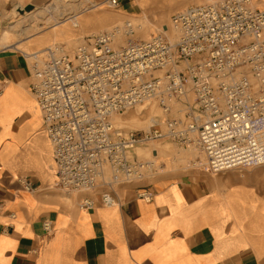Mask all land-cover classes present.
Segmentation results:
<instances>
[{"label":"built area","instance_id":"obj_1","mask_svg":"<svg viewBox=\"0 0 264 264\" xmlns=\"http://www.w3.org/2000/svg\"><path fill=\"white\" fill-rule=\"evenodd\" d=\"M107 1L118 8L126 0ZM171 23L175 40L159 33L116 47V33L104 30L72 57L57 47L28 54L59 188L105 187L101 202L113 205V182L142 179L153 166L135 149L158 140L195 142L214 174L264 164V9L252 0H213L183 8ZM151 100L162 115L148 128L115 125L113 114ZM94 206L90 197L79 202Z\"/></svg>","mask_w":264,"mask_h":264},{"label":"crops","instance_id":"obj_2","mask_svg":"<svg viewBox=\"0 0 264 264\" xmlns=\"http://www.w3.org/2000/svg\"><path fill=\"white\" fill-rule=\"evenodd\" d=\"M32 82L29 56L0 48V264H264V164L165 170L114 191L113 205L100 192L67 194ZM85 197L93 208L79 207Z\"/></svg>","mask_w":264,"mask_h":264},{"label":"rangeland","instance_id":"obj_3","mask_svg":"<svg viewBox=\"0 0 264 264\" xmlns=\"http://www.w3.org/2000/svg\"><path fill=\"white\" fill-rule=\"evenodd\" d=\"M209 1L213 0H148V2L140 8L138 14L125 15L120 14L121 6L118 8L112 7L109 5L107 0H84L83 4L80 6L81 11H84L85 13L91 12L96 8L94 5H97V7H102L108 12L116 15L117 20L102 26L95 25V27H85L82 29L78 27L77 29H79V32L75 39L72 41H62V43H58V45H60L58 53L67 54L72 57L75 54L78 46L86 42L88 37L104 30L113 31L114 33H117L118 29L120 30L121 34L119 37H121L123 42L119 43L117 41L118 39H115L114 46L116 47L125 45L131 40H146L150 38L151 35L153 36L159 33L166 35L171 40H175L178 33H176L175 29L172 27L171 16L189 5L201 4ZM64 2L73 3L74 0H65ZM26 3L34 4V8L30 11H24V13L19 12V8L24 9ZM44 7H51L50 11L47 12L46 17L33 18V15L39 13L44 9ZM55 7H58V5H55L53 0H27L20 1L17 4L5 3L4 5L3 0H1L0 8L3 9V16L0 14V48L15 47L27 55L36 52V48L27 46L30 41L36 39L37 35L48 31L51 25L57 20H62L69 15L66 14V12H64L62 16L58 14L61 13L64 8L70 7L69 4L68 6L60 4L58 8L59 10H57V15L53 14L55 12L52 9ZM161 10L166 11L167 14L162 16ZM51 17L54 19L48 22V18ZM126 22L132 23L133 32L130 34L125 33ZM13 23H20L22 27L27 26L29 28V32L27 34L21 35L14 34L10 39H3V30ZM170 31H173V34L175 31V38H171ZM31 60H33V58H30V61ZM142 106H144V109L142 110V114H140L141 120L138 122H133L131 115L142 109ZM115 115L116 120L113 119L114 123L120 128L125 130L146 129L151 124L150 119L152 117L161 116L162 111L159 108L157 102L151 100L139 104L126 111L119 112ZM135 153L137 154L139 160L145 162L151 161L153 162V166L151 168L143 169L142 179L123 183H120V181L113 182V190L118 191L122 186L128 184H148V182H150L154 177L158 176L165 170L175 174H183L190 170H196L199 168L204 169L203 165L206 163V156L204 152L200 150L195 142L189 144L188 146H183L174 141L158 140L139 146L135 149ZM186 153H191V155L186 157ZM162 158H171L174 161L172 167L167 168L166 163L163 160L161 161ZM107 174V176H110V179H112V173L110 170L107 172ZM104 190L105 187H99V190L96 192L102 193ZM66 193L69 194L70 192L67 191Z\"/></svg>","mask_w":264,"mask_h":264},{"label":"bare ground","instance_id":"obj_4","mask_svg":"<svg viewBox=\"0 0 264 264\" xmlns=\"http://www.w3.org/2000/svg\"><path fill=\"white\" fill-rule=\"evenodd\" d=\"M64 1L65 0H53V3L55 5H58V7H55L52 9L55 12L53 14L57 15V10H59L58 8L60 4H64L65 6H68L69 4L70 7H66L63 9V11H61V13H58L60 14V16H62L64 12H66V14H69V15L63 18L62 20H57L54 24L51 25L48 31L37 35L36 39L30 41V43L27 46L37 49V51L33 53H42L48 47H53V48L57 47L59 49L60 45H58V43H62V41H72L73 39L76 38L79 32V29H77L78 27L82 29L85 27H92V26L95 27V25L102 26V25L110 24L111 22L117 20L116 15L108 12L102 7H97V5H94V7L96 8L92 10L91 12L85 13L84 11H81L80 6L83 4L84 0H74L73 3H65ZM252 1H253L254 6L264 9V0H252ZM147 2L148 0H137V3L140 7H143ZM50 8L51 7H44V9L41 10L39 13L33 15V18L46 17V14L48 11H50ZM120 14H124L122 10H120ZM166 14H167L166 11L161 10L162 16ZM53 19L54 18L52 17L48 18V22L52 21ZM28 32H29V28L27 26L22 27L20 23H13L9 27L3 30L2 38L10 39L11 36L14 34L21 35V34H27ZM170 33H171V38L176 37L175 31H174V34H173V31H170ZM120 34L121 32L118 29L117 33L115 34V37H116L115 39H118L117 41L119 43H122L123 40H121V37H119ZM143 109H144V106H142V109L136 111L135 113L131 115L133 122H138L139 120H141L140 114H142ZM115 117L116 115L113 114V119L116 120ZM190 155L191 153H186L185 156L187 157ZM162 160L166 163L167 168L172 167L174 161L171 158H162L161 161Z\"/></svg>","mask_w":264,"mask_h":264},{"label":"water","instance_id":"obj_5","mask_svg":"<svg viewBox=\"0 0 264 264\" xmlns=\"http://www.w3.org/2000/svg\"><path fill=\"white\" fill-rule=\"evenodd\" d=\"M34 8V4H27L24 9L19 8V12L24 13V11H30Z\"/></svg>","mask_w":264,"mask_h":264}]
</instances>
